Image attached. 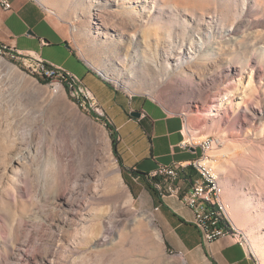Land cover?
<instances>
[{
  "label": "rangeland",
  "instance_id": "obj_1",
  "mask_svg": "<svg viewBox=\"0 0 264 264\" xmlns=\"http://www.w3.org/2000/svg\"><path fill=\"white\" fill-rule=\"evenodd\" d=\"M37 1L112 87L181 115L194 143L221 140L212 155L245 223L226 237L264 264L253 242L264 245V0ZM56 49L50 58L85 67ZM0 56L21 75L1 66L0 264H188L166 245L154 194L124 174L110 124L65 81ZM178 233L199 239L191 226Z\"/></svg>",
  "mask_w": 264,
  "mask_h": 264
},
{
  "label": "crops",
  "instance_id": "obj_2",
  "mask_svg": "<svg viewBox=\"0 0 264 264\" xmlns=\"http://www.w3.org/2000/svg\"><path fill=\"white\" fill-rule=\"evenodd\" d=\"M0 0V42L15 47L23 54L38 56L47 64L61 68L84 83L102 107L117 138L118 153L124 174L135 182L142 181L131 174H149L161 165H173L197 159L200 148L185 147V121L173 114L155 99L145 95L128 94L112 87L107 80L86 64L75 51L70 39V29L52 17L37 0H7L10 10H5ZM62 52L70 59L76 58L88 70L67 67L50 58L49 53ZM56 49V50H55ZM79 75V77L77 76ZM84 78H81L82 76ZM102 76V77H101ZM87 78L92 85L86 83ZM139 113V117H133ZM143 182V181H142ZM144 183V182H143ZM151 208L156 212L158 224L172 251L185 256L188 264H255L240 239L222 238L206 244L199 239L190 243L179 235L182 227H194L193 212L175 197L159 202L151 196ZM195 228V227H194Z\"/></svg>",
  "mask_w": 264,
  "mask_h": 264
},
{
  "label": "built area",
  "instance_id": "obj_3",
  "mask_svg": "<svg viewBox=\"0 0 264 264\" xmlns=\"http://www.w3.org/2000/svg\"><path fill=\"white\" fill-rule=\"evenodd\" d=\"M1 5L5 10L11 9V4L7 0H3ZM0 49L3 52L11 53L14 59L21 60L25 64L31 61L34 62L38 68L37 72L43 77L49 79L58 78L62 82L65 81L74 96L82 97L84 103L109 124L95 96L75 75L47 64L38 56L23 54L15 47H11L5 43L0 42ZM220 141V139L195 141L194 149L200 148L201 156L192 161L183 162L188 167V171L198 173V164H205L207 169L210 170V152L217 145L221 144ZM147 178L161 200L167 197H175L193 212L194 218L192 223L206 244H211L219 239L225 238L220 237V231L214 225L213 221H211L210 216L206 212V207L197 206V199H200L201 182L202 180H209L210 182V179H200V186H193L192 180H182L175 176L172 172V165L159 166L158 169L147 174ZM198 178H200L199 175ZM158 210L159 207H156L154 211L157 212Z\"/></svg>",
  "mask_w": 264,
  "mask_h": 264
},
{
  "label": "bare ground",
  "instance_id": "obj_4",
  "mask_svg": "<svg viewBox=\"0 0 264 264\" xmlns=\"http://www.w3.org/2000/svg\"><path fill=\"white\" fill-rule=\"evenodd\" d=\"M130 1L131 0H127L126 3L130 4L131 3ZM203 50L204 49H202L203 57H205V53L203 52ZM1 57L2 56H0V71H1V66L5 67V69L8 71V74L10 73L9 75L11 77H13L14 79L20 78L21 75L19 69L14 64L8 63L5 60L1 59ZM103 76H105L107 79H110L107 75L103 74ZM231 96H233V94H231ZM222 107L223 106H220L219 108L222 109ZM215 109L216 106L213 104L210 110H215ZM184 133L188 138V143L185 144V147L194 148L195 143L192 141V139H189L190 135L188 129H185ZM215 139L218 138L206 137L203 140H215ZM220 143L221 144L217 145L213 149V151L218 149L222 145L221 141ZM213 151L210 152V170L207 169V166L205 164H198V173L190 172L188 171V167L184 163H177L172 165V172L175 176L181 178L182 180H192L193 186H200V179H210V182L209 180H202L201 182L200 199H197V206L206 207V212L210 216L211 221H213L214 225L220 231V237H226L228 233H231L232 235L238 237L234 233L235 227L233 222L237 223L239 226H245V223L239 212L233 208L231 209L230 206H228L231 201L230 197L232 193L228 188H226V184L222 183V178H221L222 173L227 172V170L221 165L222 163L219 160H214L215 157L216 159H218L220 155L216 154L214 157L212 155ZM222 151H224V149L220 148L219 152ZM198 175L200 176V178H198ZM224 188L226 189L225 199H224V195H225ZM260 191L261 193H264V184H262ZM243 198L244 200L246 199L245 197ZM227 207L229 211L227 210ZM253 242L255 247L258 250H260L262 253L264 245L261 242L260 238L256 235H253ZM183 264H186V262L183 261Z\"/></svg>",
  "mask_w": 264,
  "mask_h": 264
},
{
  "label": "trees",
  "instance_id": "obj_5",
  "mask_svg": "<svg viewBox=\"0 0 264 264\" xmlns=\"http://www.w3.org/2000/svg\"><path fill=\"white\" fill-rule=\"evenodd\" d=\"M42 79H44V80H46V81H49V80H50L49 78H46V77H43ZM107 82H108V81H107ZM109 128H110V130H111V127H109ZM112 144H113V152H114L116 158L118 159L119 164H120L121 167H122V162H121V159H120V156H119V153H118V148H117V144H118V143H117V138H116L114 135H112ZM131 174H132L134 177L141 179V180L145 183L146 187L150 190V192H152V193L154 194V196H156V197L159 199V202L161 203V199L158 197V195H157L155 189L153 188V186L151 185L150 181L148 180V178H147V174H140V173H138V172H136V171H131ZM161 204H162V203H161ZM166 245H167L168 249H169L170 251H172V249H171V247L168 245V243H166Z\"/></svg>",
  "mask_w": 264,
  "mask_h": 264
},
{
  "label": "water",
  "instance_id": "obj_6",
  "mask_svg": "<svg viewBox=\"0 0 264 264\" xmlns=\"http://www.w3.org/2000/svg\"><path fill=\"white\" fill-rule=\"evenodd\" d=\"M132 116H133V117H139L140 114H139V113H133ZM152 227H155L154 223H152Z\"/></svg>",
  "mask_w": 264,
  "mask_h": 264
}]
</instances>
